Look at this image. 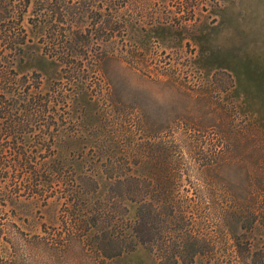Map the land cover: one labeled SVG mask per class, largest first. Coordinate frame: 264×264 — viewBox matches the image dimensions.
Listing matches in <instances>:
<instances>
[{
	"label": "rangeland",
	"instance_id": "1",
	"mask_svg": "<svg viewBox=\"0 0 264 264\" xmlns=\"http://www.w3.org/2000/svg\"><path fill=\"white\" fill-rule=\"evenodd\" d=\"M17 20L25 42L15 70L38 73L42 93L55 89L48 105L56 116L42 137L26 139L29 151L71 170H105L97 174L105 180L118 167L140 180L145 169H173L166 173L177 177L176 218L160 222L176 264H238L237 241L264 248V219L251 227L223 220L209 192L229 183L242 198L250 190L242 168L264 167V0H0V28ZM227 116L249 128L251 142L232 152L228 171L202 175L223 129L214 125ZM190 119L204 123L196 136L183 123ZM194 137L203 150L187 148ZM67 224L60 205L42 198L0 207V239L12 241L2 245L8 259L0 264L164 261L156 239L132 255L97 257ZM189 234L199 240L185 241ZM187 245L200 250L190 263Z\"/></svg>",
	"mask_w": 264,
	"mask_h": 264
},
{
	"label": "trees",
	"instance_id": "2",
	"mask_svg": "<svg viewBox=\"0 0 264 264\" xmlns=\"http://www.w3.org/2000/svg\"><path fill=\"white\" fill-rule=\"evenodd\" d=\"M18 22L14 27L3 25L0 28L4 33L0 34V207L13 201L20 203L42 198L49 204L60 205L68 219L69 234L82 247L94 251L97 257L99 254L113 260L128 253L132 255L139 244L156 239L161 260H164L159 264H176L177 255L174 251L170 254L165 238L169 228L160 222V219L176 218L173 199L178 190L173 181L177 177L166 173L173 169H145V179L140 180L132 172L125 173L124 168L118 167L110 170L105 180L97 175L99 172L104 174L105 170L79 166L71 170V165L68 168L64 161L62 164L56 162L53 155L43 156L26 148V139L35 134L42 137L51 126L50 120L56 116L54 106L48 105L55 89L51 87L42 93L38 73L19 74L15 70L14 62L25 42ZM183 123L194 136L203 131L204 123L200 120L190 119ZM214 126L223 128L219 132V144L209 151L213 155L211 162L201 165L199 170L200 174L213 178L219 176L218 172L230 169L232 152L239 147L245 149L252 138L249 128H237L228 116ZM204 147L205 142L194 137L187 148L195 151ZM214 160L215 164L212 163ZM242 172L246 189L250 188L244 191V197L238 198L229 183L217 182L220 193L217 190L209 192H214L219 199V218H238L251 227L256 218L264 219V167L251 170L244 166ZM220 184L226 185L227 191ZM148 194L151 198L145 197ZM188 208L192 214L193 204L190 203ZM8 238L0 239V260L8 257L1 254L3 244H12ZM183 239L190 243L199 240L193 234ZM237 242L235 255L241 258L238 264H264V248L253 250ZM191 247L187 245L186 250L189 263L200 252L197 248L189 249ZM54 249L51 248L53 252Z\"/></svg>",
	"mask_w": 264,
	"mask_h": 264
}]
</instances>
